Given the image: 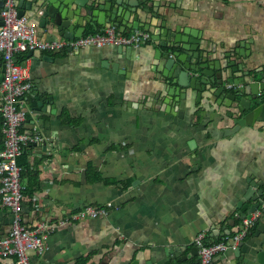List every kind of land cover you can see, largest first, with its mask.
I'll return each mask as SVG.
<instances>
[{
    "label": "crops",
    "instance_id": "0c3cea01",
    "mask_svg": "<svg viewBox=\"0 0 264 264\" xmlns=\"http://www.w3.org/2000/svg\"><path fill=\"white\" fill-rule=\"evenodd\" d=\"M20 3L25 2L16 0L17 8ZM148 5L151 12L140 11L141 18L151 20L154 13L157 18L150 30L140 27L152 34L140 46L16 54L17 63L29 68L34 99L25 96L22 130L42 138L19 157L23 220L29 226L58 224L42 253L29 251L34 264H177L178 256L190 262L192 249L200 247L199 233L206 232L208 242L228 235L236 218L244 217L239 207L244 191L251 184L264 188V119L235 130L228 107L192 90L179 104L155 58V41L165 36L167 21L185 28L183 34L200 33L214 49L213 58L226 61L230 52L251 71L264 69V0H148ZM25 17L43 40L70 38L43 27L41 12ZM109 26L116 25H89L83 35ZM116 27L126 34L135 29ZM5 67L1 54L0 84ZM3 138L1 118L0 149ZM90 168L99 180L88 178ZM109 202L105 214L74 218L87 205ZM13 220V211L0 201V233L7 234ZM261 239L264 215L243 249ZM257 252L245 264H264ZM197 256L200 260V249ZM235 257L230 248L211 264H230ZM0 264H15V256L0 257Z\"/></svg>",
    "mask_w": 264,
    "mask_h": 264
},
{
    "label": "water",
    "instance_id": "95a60500",
    "mask_svg": "<svg viewBox=\"0 0 264 264\" xmlns=\"http://www.w3.org/2000/svg\"><path fill=\"white\" fill-rule=\"evenodd\" d=\"M6 0H0V25L4 23L2 11ZM20 3L19 14L34 17L41 12V24L49 27L66 37L82 36L89 25L98 29L99 25H116L124 31L127 27L150 30L152 19L141 18L140 11L149 14L151 9L148 0H23ZM156 24V23H155ZM165 27V36H157L155 43L159 45L155 51L159 68H163L164 80L172 83L169 87L171 99L179 104L186 100L189 91L196 92L198 97L203 95L210 103L216 100L228 107V113L234 119L235 130L242 126L253 125L264 119V69L256 72L248 68L246 61H239L237 56L232 59V53H228L227 60L213 58V50L204 44L205 38L200 33L186 29L185 34L180 24L176 27L168 26L167 21L162 24ZM154 38V36H153ZM119 48L122 50L123 45ZM240 56H246L243 48H238ZM1 55V54H0ZM193 71H199L200 75H193ZM3 79V78H2ZM234 85L227 90L226 83ZM30 94V93H29ZM224 97V98H222ZM33 99V94L29 95ZM39 100L38 97H36ZM249 201V202H248ZM264 201V188H258L251 184L243 193L239 201L241 215L247 216L258 209ZM260 220L256 219L255 222ZM261 227V225H260ZM232 232L229 229L227 234ZM200 247L192 249V261L189 256H178L174 260L177 264H201L198 259ZM260 261L264 260V239L256 240L255 246L248 251L243 249V242L235 249L236 257L230 264H245L252 259L256 251ZM150 264V263H149Z\"/></svg>",
    "mask_w": 264,
    "mask_h": 264
},
{
    "label": "built area",
    "instance_id": "2783aa9c",
    "mask_svg": "<svg viewBox=\"0 0 264 264\" xmlns=\"http://www.w3.org/2000/svg\"><path fill=\"white\" fill-rule=\"evenodd\" d=\"M4 23L0 25V53L5 61V71L0 84V112L3 118L4 146L0 149V200L14 213L12 228L7 234L0 233V257L15 256V264H34L30 250L42 253L46 248L48 233L57 223L38 222L29 226L23 220L24 185L22 183V166L19 157L27 144L42 138L30 135L22 130L27 118L24 107L25 96L32 89L30 71L25 64L17 63L19 51L49 49H81L89 45H123L140 46L152 40V34L142 28H136L126 34L116 26H109L104 32L88 33L76 38L43 40L36 34V25L19 14L16 0H6L2 11ZM234 84L229 83V87ZM107 204L87 205L77 211L75 219L98 217L107 213L112 206ZM264 215V201L256 211L244 216L234 230L222 240L208 242L207 233L201 232L196 243L200 245L202 264H211L220 253L237 248L248 236L255 220ZM60 223H64L61 221ZM206 240V241H205Z\"/></svg>",
    "mask_w": 264,
    "mask_h": 264
},
{
    "label": "trees",
    "instance_id": "16d2710c",
    "mask_svg": "<svg viewBox=\"0 0 264 264\" xmlns=\"http://www.w3.org/2000/svg\"><path fill=\"white\" fill-rule=\"evenodd\" d=\"M18 57L20 58V59H22V57H20V55H18ZM2 117L0 116V119H1ZM77 122H78V120H76ZM2 122H3V118H2ZM3 141H4V138H3ZM19 162H21L20 161V159H19ZM20 164V163H19ZM92 169L93 168H90L89 169V174H88V178L90 179V180H99L100 179V175H99V173H96V172H94V170H93V173H92ZM23 176H24V172H22V178H23ZM107 182L108 183H112V182H110V181H108L107 180ZM24 193V192H23ZM1 201V200H0ZM237 220H238V223H239V221L241 220L240 219V217L238 218H236ZM256 223V222H255ZM251 229V228H250ZM225 238V236H221V237H217V238H214V239H212V240H210L211 242H213V241H217V240H222V239H224Z\"/></svg>",
    "mask_w": 264,
    "mask_h": 264
},
{
    "label": "rangeland",
    "instance_id": "374dc122",
    "mask_svg": "<svg viewBox=\"0 0 264 264\" xmlns=\"http://www.w3.org/2000/svg\"><path fill=\"white\" fill-rule=\"evenodd\" d=\"M90 205H96V204H90ZM254 211H256V210H254ZM200 233H201V232H200ZM200 233H199V234H200ZM242 242H243V241H242ZM242 242H241V243H242ZM241 243H240V244H241ZM240 244H239V245H240ZM239 245H238V246H239ZM235 249H236V248H234V250H235Z\"/></svg>",
    "mask_w": 264,
    "mask_h": 264
}]
</instances>
